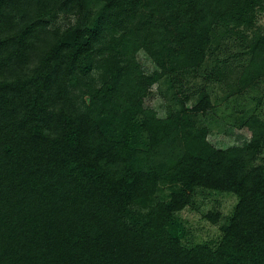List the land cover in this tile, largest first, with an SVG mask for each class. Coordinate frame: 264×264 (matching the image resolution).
I'll list each match as a JSON object with an SVG mask.
<instances>
[{"label":"trees","instance_id":"obj_1","mask_svg":"<svg viewBox=\"0 0 264 264\" xmlns=\"http://www.w3.org/2000/svg\"><path fill=\"white\" fill-rule=\"evenodd\" d=\"M257 9L264 0H0V264H264V120L251 113L249 140L218 147L196 119L210 91L187 88L239 50L238 88L264 81V31L241 36ZM58 12L85 22L53 28ZM218 30L239 47L221 62ZM96 68L100 86L84 79ZM162 79L183 94L164 117L147 105ZM196 187L239 198L217 245L187 246L173 228Z\"/></svg>","mask_w":264,"mask_h":264},{"label":"rangeland","instance_id":"obj_2","mask_svg":"<svg viewBox=\"0 0 264 264\" xmlns=\"http://www.w3.org/2000/svg\"><path fill=\"white\" fill-rule=\"evenodd\" d=\"M100 14V10L96 8L87 25H96ZM49 19L51 27L63 29L73 24L85 22V19L78 16L59 12L52 15ZM259 30L264 31V10L257 9L253 27L249 29L242 28L241 36L243 34V36L251 37ZM217 33L218 36H215V43L220 40L217 54L221 62V60L226 59L227 56H224L226 53L227 55L232 53V56L236 50H239V47L236 38H228V35L223 30H218ZM221 35L222 38L219 37ZM227 47H231V49L229 50ZM226 49L228 50L227 52ZM239 51L235 53L238 56L229 57L230 60L226 64L228 69H223L226 71L213 81H206L204 74L197 77L193 75L188 77L192 84H188L187 88L192 90L191 93H194L192 89L194 84L197 90H199L200 86L206 85L211 93L213 107L207 112L199 113L196 119L200 125L208 127L210 141L221 148H228L237 144L243 145L249 140L252 134L244 126V120L251 113L257 112L264 120V81H260L258 84L251 85L245 89L238 88L240 86L237 84V75L242 69L241 66L244 65V58L247 57L244 53L241 55ZM99 60L97 56V64ZM136 62L147 75L153 74L155 70L154 63L145 51L141 50L136 54ZM214 63L209 59L207 64L213 66ZM84 79L100 86L105 80V75L101 69L96 68L91 75ZM168 80L162 79L154 84L147 99V105L153 107L160 117H164L169 108H179L181 106L180 99L183 97L182 93H178L177 89L169 85ZM162 91L167 96H162ZM193 95L194 98L198 96L197 94ZM85 98L89 99V95H86ZM261 160L259 159L258 162ZM168 194L169 190L167 188L161 193L164 197ZM191 196V203L185 209L176 213L173 228L181 234L182 241L187 246H192L196 243L217 245L223 234L222 226L232 216L239 200L238 196L231 192L203 187H196ZM209 212L220 213L218 222H213L206 216Z\"/></svg>","mask_w":264,"mask_h":264}]
</instances>
